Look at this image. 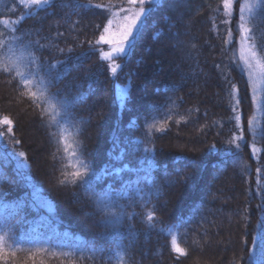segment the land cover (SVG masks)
Listing matches in <instances>:
<instances>
[{
	"label": "trees",
	"instance_id": "obj_1",
	"mask_svg": "<svg viewBox=\"0 0 264 264\" xmlns=\"http://www.w3.org/2000/svg\"><path fill=\"white\" fill-rule=\"evenodd\" d=\"M127 3L0 0V264H264V85L249 134L234 67L241 16L264 65V0H233L231 16L223 0L149 3L114 76L99 40ZM219 214L232 233L224 219L213 230Z\"/></svg>",
	"mask_w": 264,
	"mask_h": 264
},
{
	"label": "snow or ice",
	"instance_id": "obj_2",
	"mask_svg": "<svg viewBox=\"0 0 264 264\" xmlns=\"http://www.w3.org/2000/svg\"><path fill=\"white\" fill-rule=\"evenodd\" d=\"M130 5H136L137 3L140 5L138 11L132 12L131 10H124L121 9L122 11H129V15L124 16V23L119 26L118 31L113 32L111 30L112 26V20L108 21V24L104 27V34L101 35L100 37V42L108 44L111 46V51L107 53H102V58H107V59H115V57L122 56L125 51L126 47L132 43V41L136 38V33L140 30V26L143 24V18L152 10L151 8H146L144 7L146 0H128ZM148 3L150 4H156L159 2V0H147ZM20 3L26 7V8H31L35 7L38 9H43L45 6H51L52 0H20ZM91 6V5H88ZM223 6L225 10V14L228 16L232 15V8H233V0H223ZM257 6H262L261 5V0H257ZM96 7H100L99 5H96ZM245 10V6L241 5L240 11L243 12ZM0 23H4L3 21H0ZM239 28V33H240V40L242 44H247L248 40L250 39V29L245 26L244 23V17L241 16V23L238 25ZM231 35V30L229 32ZM257 46L253 44L252 46L248 47L246 49L247 55H242L241 59L244 61L246 65L249 67L252 66V61L257 60V51H256ZM261 51H264V47H261ZM257 65L261 67V71L264 72V65H260L259 60H257ZM110 70L115 76L117 74V69L120 67V65H115L112 66L110 65ZM7 71V69H5ZM27 83V81H25ZM233 91H235V86H233ZM256 95V90H253V97ZM53 99H55V96H53ZM243 99V97H242ZM238 101L237 103H239ZM61 108L64 107V103L61 101L59 102ZM253 104H256V100L253 99ZM233 111H235V108H233ZM237 120L240 119V117H236ZM252 121H249V124L251 125ZM0 124L8 125L9 132L12 131L11 129V124L12 121L9 120L7 117H4L2 121H0ZM239 126V125H237ZM160 129H157L159 131ZM2 135V133H0ZM243 140V136H233L232 140L230 143L234 144L237 149L240 148V144L237 143V141ZM19 143V141H17ZM229 151H231L229 149ZM253 154L256 153L257 149L253 146ZM20 155H23V153H20ZM258 172L260 171L259 169L257 170ZM74 176H81L79 172L73 173ZM96 204H97V209L103 213H105V224H115L118 222V217L116 216V213H113L111 211V207L114 206L113 203L107 198V197H97L96 198ZM111 217V218H109ZM147 220L151 222L153 220V216L151 213L147 215ZM150 226L151 223H150ZM3 238H0V241H2ZM255 238H254V243H255ZM264 243V240L261 241ZM172 250L176 252L178 255L183 256L185 255V250L181 248L177 241L176 238L173 237L172 239Z\"/></svg>",
	"mask_w": 264,
	"mask_h": 264
},
{
	"label": "rangeland",
	"instance_id": "obj_3",
	"mask_svg": "<svg viewBox=\"0 0 264 264\" xmlns=\"http://www.w3.org/2000/svg\"><path fill=\"white\" fill-rule=\"evenodd\" d=\"M127 4L124 7H119L115 11L110 12L109 18L113 22L112 23V26H111V30L113 32L118 31L119 26L124 23V16L130 14L129 11H122L121 9L131 10L132 12L139 10L140 5L138 3L136 5H130L129 2H128ZM148 4L149 3L146 0V3L144 5V7L148 8V6H147ZM247 6L248 5H246L245 7H247ZM244 14H247V13H244ZM144 18H143V20H144ZM99 44H100V46H102V51L100 52V57H101L102 60H104V61L107 62L108 67L110 65H112V66L118 65L121 57H123V55L127 52L128 48H129V45H128L126 47L125 53L122 56L115 57V59H107V58H102V55L101 54L102 53L110 52L111 51V46L108 45V44H105V43L100 42V40H99ZM248 47H250L249 41L247 42L246 45L245 44H242L241 43V40H240V33H239V37L236 40V50H237L238 61H237V63H235V66L234 67L236 68V70L239 73L241 72L243 74L244 79H245V82H246V84L248 85V88H249L250 99H251V103H252V111H251L252 112V116H251V119L249 120V121H252L251 125L249 124V134H250V132H252V131L254 133V129L257 127V124H258V121H259V104H260V101L259 100H260V94L262 92L263 85H264V72H262L261 71V67L259 65H257V60H259L258 56H257V60H253L252 61V66L251 67H249L248 65H246L244 63V61L241 59L242 55H247L246 49ZM153 54H154V51H153ZM156 56H159V60H160V64H161L160 65V68H161L162 72L163 71H166V70L168 71V67H170V66H172L174 69H176L173 65H170L169 64L170 58L164 57L163 55H159L157 53V51H156ZM109 71H110L111 74H113L111 72V70H110V67H109ZM151 71H152V69H150V72ZM161 78H162V76H161ZM163 78L167 79L165 72L163 74ZM159 80H160V78H159ZM168 85H170V83ZM99 87L100 88H103V86H99ZM160 87H164V86H160ZM254 89L256 90L255 97H253V90ZM194 91L196 92L195 89H194ZM126 93H127V86L126 85H120V84L119 85L118 84L115 85V96H116V100L118 101L119 104L124 101L125 96H126ZM97 97H103V94L101 93ZM159 98H162V96H157V99H159ZM253 99L256 100V104H253ZM251 145H252V143H251ZM37 147H38V149H40V148L43 149V145H39ZM6 153H8V152H6ZM2 156L5 158L4 163L7 164L9 162L8 156L5 155V154H2ZM12 157H14V156H12ZM37 204H38V202H37ZM84 213H86V212H84ZM86 215H89V214H85V216ZM219 216L220 217H218L216 219V221H214V224H212L213 227H214L213 230L215 228H219L222 225V220L224 219L225 220L226 227L229 226L230 227L229 228V231L232 233L231 226H233L234 220L232 218H230L231 216H229V214H226V215L219 214ZM1 224H2V221H0V225ZM208 240L210 241L209 244L211 246H216L217 247V246L220 245L222 248H228V247H230L229 243L223 244L222 240H219L218 242H215L211 238H209V236L206 238L205 242H207ZM216 251L219 252L218 250H216Z\"/></svg>",
	"mask_w": 264,
	"mask_h": 264
}]
</instances>
